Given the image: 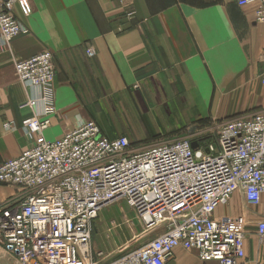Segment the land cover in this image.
<instances>
[{
	"label": "built area",
	"instance_id": "1",
	"mask_svg": "<svg viewBox=\"0 0 264 264\" xmlns=\"http://www.w3.org/2000/svg\"><path fill=\"white\" fill-rule=\"evenodd\" d=\"M23 1L0 0L4 47L27 32L13 15ZM237 2L256 7L255 21L264 24V0ZM15 70L22 84L38 90L27 101L32 116L23 123L37 139L19 157L0 163V183L17 189L0 203V249L6 256L21 264H167L182 248L196 251L204 263H243L247 223L216 211L236 192L252 207L264 202V103L197 137L139 150L128 137L104 136L92 120H80L62 138L48 141L43 133L56 113L54 56L43 52L17 61ZM119 200L137 213L146 234L159 232L112 262L95 261L93 225L104 206ZM256 231L264 238V219Z\"/></svg>",
	"mask_w": 264,
	"mask_h": 264
},
{
	"label": "crops",
	"instance_id": "2",
	"mask_svg": "<svg viewBox=\"0 0 264 264\" xmlns=\"http://www.w3.org/2000/svg\"><path fill=\"white\" fill-rule=\"evenodd\" d=\"M13 15L27 32L5 47L0 42V163L36 143L23 129L32 111L21 103L38 90L19 81L15 63L43 52L54 56L57 70L56 113L43 133L48 141L89 120L110 94L143 102L138 111L179 105L213 119L262 106L264 24L255 21L254 7L237 0H25ZM216 214L245 220L242 264H264V255H249L251 244L259 247L264 202L252 207L236 192ZM197 255L179 248L167 264H218Z\"/></svg>",
	"mask_w": 264,
	"mask_h": 264
},
{
	"label": "rangeland",
	"instance_id": "3",
	"mask_svg": "<svg viewBox=\"0 0 264 264\" xmlns=\"http://www.w3.org/2000/svg\"><path fill=\"white\" fill-rule=\"evenodd\" d=\"M254 8L256 10V7ZM262 63L264 64L263 61ZM139 104L144 103L120 101L116 94H110L107 100L99 103L98 108L93 110L89 120L95 121L100 126L104 136L110 139L128 137L132 148L139 150L157 143L199 136L201 131L216 126L219 120L225 121L237 117L235 116L237 114H234L213 119L211 112L199 117L191 111L181 110L179 105L169 109H152V112L144 107V111L140 108L138 111ZM21 105L27 108L26 101ZM30 137L36 139L37 136L30 135ZM13 191V188L0 183V202L8 199ZM158 232L155 231V235ZM151 239L152 234L144 232L137 213L128 206L126 201H114L102 208L93 225L91 253L93 252L95 261L109 263L130 251L141 248L144 242ZM258 241L259 247L254 249L252 244L249 246V255H264V238ZM100 252L103 253L101 256L98 254ZM0 264L21 263L6 256L0 249Z\"/></svg>",
	"mask_w": 264,
	"mask_h": 264
},
{
	"label": "water",
	"instance_id": "4",
	"mask_svg": "<svg viewBox=\"0 0 264 264\" xmlns=\"http://www.w3.org/2000/svg\"><path fill=\"white\" fill-rule=\"evenodd\" d=\"M193 147H194L195 149H197V145H196L195 143L193 144Z\"/></svg>",
	"mask_w": 264,
	"mask_h": 264
}]
</instances>
